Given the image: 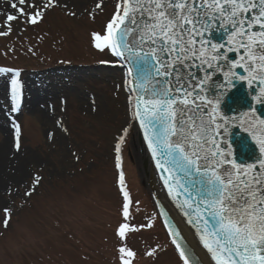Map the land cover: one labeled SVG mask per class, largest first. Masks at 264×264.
Segmentation results:
<instances>
[{
    "label": "rangeland",
    "instance_id": "374dc122",
    "mask_svg": "<svg viewBox=\"0 0 264 264\" xmlns=\"http://www.w3.org/2000/svg\"><path fill=\"white\" fill-rule=\"evenodd\" d=\"M118 2L53 0L38 23L18 19L0 35V67L21 75L18 92L9 93L10 73L0 72L17 102L15 111L13 103L0 107L10 131L0 169V264H183L151 198L158 183L141 158L125 71L93 47L92 34H105ZM13 11L0 0V32ZM5 134L0 129V148ZM121 225H128L123 238Z\"/></svg>",
    "mask_w": 264,
    "mask_h": 264
},
{
    "label": "snow or ice",
    "instance_id": "6c2138e0",
    "mask_svg": "<svg viewBox=\"0 0 264 264\" xmlns=\"http://www.w3.org/2000/svg\"><path fill=\"white\" fill-rule=\"evenodd\" d=\"M5 2L14 11L6 14L3 26L8 31L0 32V35H7L11 31L12 22L18 19L23 18L24 22L30 24L38 23L43 18V9L53 4V0H46L41 5L31 0H5ZM202 4L205 9L203 24L200 23L201 15L195 3L193 2L192 7H189L188 0H120L117 3V9L118 12L122 10V15L113 16L112 21L106 26L105 34H92L93 47L100 52L109 49L112 55L121 59L127 58L126 53H132L141 68L146 65L145 58L150 56L156 62L152 65L156 77L174 76V85L171 79L165 80L167 87L159 84L158 81L156 85H153L152 99H148L147 96L141 97L137 92L134 118L138 119L141 127L145 128V139L148 141L149 149L152 150L153 158L155 159L159 152L164 165L182 169L185 177L193 175L198 177V182L203 185L199 190V196L196 197L198 203L195 209L188 200L178 204V207L189 209L186 215L190 217V222L197 225L200 240L207 252L211 254L215 264H264V181L254 176L252 183L249 184L241 173H237V176H240L239 180H233L229 169L217 170V165L229 162L226 156L223 160L220 159L224 149L221 147L219 151L215 150V136L211 135L213 127L219 129L221 125L214 116L208 121L192 116L185 119L190 109L197 105L198 93L195 92L196 86L191 85L189 88L188 83L179 75L176 65L170 63L172 54L176 55L178 62L186 60L190 55H196L197 58L204 56L206 41L213 49L224 47L223 44H211L203 33L212 31L208 21L224 12L225 6H229L227 15L232 23L230 35L248 36L249 43L246 45L245 56L250 59L255 58L257 51L254 48L255 38L258 37L259 45L264 46V0H259L261 8L258 14L247 21L249 30L253 25H259L261 29L259 32L243 30L246 21L241 18L243 13L249 11V5L255 7L254 0H202ZM96 7L100 8L101 5L98 3ZM29 9H35V11H29ZM135 11L142 13L146 11L147 18L141 29L144 35H141L139 43L133 46L128 39V34L132 30L126 21L136 22L132 19ZM194 12L197 13L195 16ZM144 36L148 39L145 40ZM149 41L153 45L158 44L159 48L153 47L149 52H144L143 47ZM198 44L200 48L196 47ZM165 54L169 57L168 61L163 59ZM213 58L219 59V54L217 53ZM258 59L264 62V54H261ZM234 66L245 68L244 64ZM260 67L264 68V63ZM245 70L253 71L251 67ZM7 71L11 70L0 69V72ZM148 74H151V70ZM232 74L235 75L234 72ZM16 75L18 76L19 73L17 72ZM144 82L145 76L142 74L137 87H143ZM148 83L152 82L148 81ZM12 84L16 85L17 81L13 80ZM144 91L147 93L149 89L144 87ZM259 102L264 103V98ZM12 110H16L15 103ZM224 119L226 124L227 118ZM124 131L127 132V129ZM17 134H19L18 129ZM210 143L211 147H209ZM16 147L17 149L20 147L18 142ZM117 151H119V145H117ZM260 151L264 152V141L260 142ZM117 166L119 167V162ZM160 166V164L157 165L158 168ZM232 167H245V165L232 163ZM164 170L168 171V168L165 167ZM171 179L169 175L164 180L166 187L169 186ZM121 180H123L122 176ZM175 183L181 185L180 181ZM181 186L189 187L187 184ZM26 194L30 195V193ZM169 194H172L171 187H169ZM188 196L189 200L192 199L193 193L189 191ZM200 205H203V210L208 213V216L203 214ZM127 209L128 197L125 193V217L128 214ZM4 213L3 223L7 227L10 209H4ZM127 228L128 225H121L117 235L123 238ZM173 243H176L175 240ZM176 249L183 264H190L188 254L179 244L176 245ZM118 251L128 257L134 256L133 252L124 247ZM225 253H228L227 258ZM122 264H128V261L122 260Z\"/></svg>",
    "mask_w": 264,
    "mask_h": 264
},
{
    "label": "water",
    "instance_id": "95a60500",
    "mask_svg": "<svg viewBox=\"0 0 264 264\" xmlns=\"http://www.w3.org/2000/svg\"><path fill=\"white\" fill-rule=\"evenodd\" d=\"M193 2L201 15L200 23L203 24L205 9L202 0H188L189 7H192ZM254 4V8L249 5V11L241 15V18L246 21L243 29L245 31H261L259 25H253L250 30L247 28V21L251 20L253 16H256L261 8L259 0H254ZM228 12L229 6H225L224 12L216 15L215 19L208 21V25L212 31L203 33L211 44H223V48L213 49L206 41L204 44V56L197 58L196 55H190L186 60L178 62L176 55L172 54L170 63L176 65L179 75L188 83L189 88H191V85L196 86L195 92L198 93L197 105L190 109L185 119L192 116L208 121L214 116L216 121L221 125L219 129L214 126L211 135L215 136V150L219 151L221 147L224 149L220 159L223 160L226 156L229 162L227 164L217 165V170L219 171L221 168L229 169L233 180H239L240 176H237V173H241L244 180L251 184L254 176L264 181V152L260 151V142L264 141V103L259 102L264 98V68L260 67L264 62L258 59L261 54H264V46L259 45L258 37L255 38L256 45H254V48L257 49L255 58L250 59L245 56L249 38L248 36L230 35L232 23L228 18ZM196 14V12L193 13L194 16ZM146 18V11L143 13L141 11H135L132 19L136 22L132 23L131 20L126 21L128 27L132 30L128 34V39L133 46L137 45L140 41V36L144 35L141 29ZM144 39L147 40L148 37L144 36ZM153 47L158 49L159 45H153L149 41L148 44L144 45L143 51L149 52ZM196 47L200 48L201 46L198 44ZM217 53L219 54V59H214L213 57ZM125 55L127 58H120V61L128 70L129 88L133 98L134 113L137 103V92L140 93L141 97L147 96L148 99H152L153 93L151 88L157 84V81L159 84L167 87L165 80L171 79L174 85L175 79L174 76L169 78L156 77L155 71L152 70V65L156 62L150 56L145 58L146 65L141 68L134 54L126 53ZM163 59L168 61V55L165 54ZM235 64H244L245 68L235 67ZM248 67H251L253 71H246L245 69ZM150 70L151 74L149 75ZM169 72H172L171 67L169 68ZM233 72L235 75L232 74ZM142 74L145 76L144 86L138 88L137 84L140 83V76ZM148 81L152 83H148ZM144 87L149 89L147 93H145ZM205 97L207 99H204ZM143 107L144 105L142 104L141 108L143 109ZM225 117L227 118L226 124ZM135 120L148 149L151 163L162 182L168 201L176 209L177 213L204 248L197 232V225L190 222V217L186 215L189 209L178 207V204H183L184 201L188 200L192 204L193 209H195L198 203L196 197L199 196V190L203 185L198 182V177L194 175L185 177L182 169L174 168L172 165H164L159 152L154 159L152 150L149 149L148 141L145 139V128L141 127L138 119L135 118ZM217 133L219 134L217 135ZM211 146L210 143L209 147ZM232 163L245 165V167L233 168ZM158 164L161 165L159 168L157 167ZM247 165H251L252 167H246ZM165 167L168 168V171L164 170ZM169 175H171L172 179L169 180V186L166 187L164 180ZM176 181H180L181 185L187 184L189 187L183 188L181 185H177L175 183ZM169 187L172 188L171 195L169 194ZM189 191L193 193V198L190 200L188 196ZM157 199L154 198L156 211L174 248L176 249V245L179 244L182 250L188 254L190 264H202L183 237L172 217L160 200L158 199V201ZM200 208L203 214L208 216V213L203 210V205H200ZM209 219L211 218L209 217ZM174 240L176 243H173ZM205 251L207 252V249ZM209 255L211 257V254ZM227 256L228 253H225V258Z\"/></svg>",
    "mask_w": 264,
    "mask_h": 264
},
{
    "label": "bare ground",
    "instance_id": "6f19581e",
    "mask_svg": "<svg viewBox=\"0 0 264 264\" xmlns=\"http://www.w3.org/2000/svg\"><path fill=\"white\" fill-rule=\"evenodd\" d=\"M9 88V87H8ZM34 88L32 86L27 87V93L24 90L23 95H24V100H22V104L21 107H26V96L30 95L31 91ZM10 93V92H9ZM8 91L5 90L4 88V80L3 78L0 79V107L3 110H8V107L11 106V104L14 102V100L12 99L11 95H9ZM17 104V102L15 103ZM29 104V103H28ZM27 104V105H28ZM0 109V129L3 131V133H6L5 136V140L3 141V144L0 148V169L1 167L4 166V164L7 161V147L9 145V141H10V136L9 133L10 131L8 130V125H7V121L4 118V114L3 111ZM136 126V133L139 134V130ZM142 156L141 158L145 161V163L147 164V168L150 171L152 170V165H151V161L147 155L146 149L143 146L142 148ZM5 169H7L8 167L5 165L4 167ZM156 195L157 198L160 200V202L163 204V206L165 207V209L167 210V212L169 213V215L172 217V219L174 220L175 224L177 225L178 229L180 230V232L182 233L183 237L185 238V240L187 241V243L190 245V247L193 249V251L195 252V254L198 256V258L200 259L202 264H215L214 261H212V258L210 257V255L208 254V252L206 253L205 249L202 247V245L199 243V241L197 240V238L194 236V234L192 233V231H190L186 225V223L184 222V220L180 217V215L177 213L176 209L174 207H172L169 202L166 200L165 195L162 193L161 188L159 186V188L156 190Z\"/></svg>",
    "mask_w": 264,
    "mask_h": 264
}]
</instances>
